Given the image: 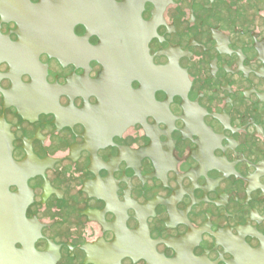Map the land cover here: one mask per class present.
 Wrapping results in <instances>:
<instances>
[{"label": "flooded vegetation", "instance_id": "1", "mask_svg": "<svg viewBox=\"0 0 264 264\" xmlns=\"http://www.w3.org/2000/svg\"><path fill=\"white\" fill-rule=\"evenodd\" d=\"M0 264H264V0H0Z\"/></svg>", "mask_w": 264, "mask_h": 264}]
</instances>
